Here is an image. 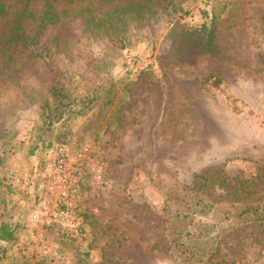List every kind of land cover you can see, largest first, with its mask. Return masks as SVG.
Returning a JSON list of instances; mask_svg holds the SVG:
<instances>
[{
  "label": "rangeland",
  "instance_id": "1",
  "mask_svg": "<svg viewBox=\"0 0 264 264\" xmlns=\"http://www.w3.org/2000/svg\"><path fill=\"white\" fill-rule=\"evenodd\" d=\"M176 6L131 27L122 48L75 29L74 58L47 59L74 108L61 117L34 82L17 90L24 105H13L16 93L0 96V222L14 228L0 264H57L49 253L59 264H195L170 248L169 220L198 199L193 177L216 165L230 187L197 193L205 203L177 243L213 247L203 264H264V224L242 226L224 210L264 204V0ZM208 33L213 53L199 44ZM50 48L46 39L35 51ZM56 145L84 156L72 221L61 222L74 230L77 220L80 239L29 218L50 199L44 150ZM240 181L244 193L234 191Z\"/></svg>",
  "mask_w": 264,
  "mask_h": 264
},
{
  "label": "trees",
  "instance_id": "2",
  "mask_svg": "<svg viewBox=\"0 0 264 264\" xmlns=\"http://www.w3.org/2000/svg\"><path fill=\"white\" fill-rule=\"evenodd\" d=\"M180 1L11 0L8 6L0 2V96L16 93L17 100L13 105H24L27 102L17 90L29 82H34L54 100L56 115L61 117L74 108H71L72 103L64 104L67 95L65 81L57 65H51V62L49 65L47 59L61 57L63 54L66 58H74L75 54L70 49L75 29H80L84 35L106 40L122 48L125 35L131 27L144 26L158 12H165L167 15L177 12L176 5ZM46 39L49 40L50 50L37 53L36 48ZM211 40L212 35L208 33L203 42L199 43L204 52L213 53ZM6 101L13 103L10 97ZM229 187L228 177L220 169V165L193 177L189 192L198 199L191 198L183 211L176 212L174 218L169 220V225L173 228L169 238L170 248H175L184 260L203 264L212 256L214 249L210 246L206 251L189 250L181 241L177 243L183 237L182 228L188 224V214L191 211L199 212L205 203L197 193L204 188L226 190ZM247 187V181H240L234 191L244 193ZM227 208L235 217H242L238 220L242 226L264 224V204L242 202L228 205L224 210L227 211ZM228 213L232 214L229 211ZM13 239L14 228L2 220L0 243H8ZM3 256L4 251L0 250V260Z\"/></svg>",
  "mask_w": 264,
  "mask_h": 264
},
{
  "label": "built area",
  "instance_id": "3",
  "mask_svg": "<svg viewBox=\"0 0 264 264\" xmlns=\"http://www.w3.org/2000/svg\"><path fill=\"white\" fill-rule=\"evenodd\" d=\"M47 162L46 174L43 179V189L46 197L35 210L29 215L30 221L35 229H48L60 233L64 237L80 239L82 231L79 229L76 220L75 228H66L61 222H71V207L75 195L76 184L81 179V163L83 153H76L69 157L66 149L62 145L48 147L44 150ZM32 232L30 236H32ZM21 254L28 258V254L21 251ZM50 260L61 263V256L56 253H49Z\"/></svg>",
  "mask_w": 264,
  "mask_h": 264
}]
</instances>
